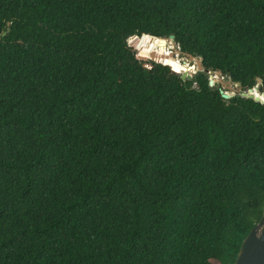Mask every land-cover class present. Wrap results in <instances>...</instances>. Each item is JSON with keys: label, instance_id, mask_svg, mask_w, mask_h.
Instances as JSON below:
<instances>
[{"label": "trees", "instance_id": "1", "mask_svg": "<svg viewBox=\"0 0 264 264\" xmlns=\"http://www.w3.org/2000/svg\"><path fill=\"white\" fill-rule=\"evenodd\" d=\"M146 35L264 92V0H0V264L235 261L264 103L128 46Z\"/></svg>", "mask_w": 264, "mask_h": 264}, {"label": "water", "instance_id": "2", "mask_svg": "<svg viewBox=\"0 0 264 264\" xmlns=\"http://www.w3.org/2000/svg\"><path fill=\"white\" fill-rule=\"evenodd\" d=\"M155 40L165 43L164 47L159 48L157 52L160 55L166 57V59L173 63L175 68L179 69L180 77L183 80H190L193 74L197 72H204L209 75V86L212 87L218 81L221 86L226 90H231L232 85L234 88V94H228L226 91L220 89V94L222 98L229 99L235 95L240 97L252 99L255 102L264 103V92H259L258 85L253 88L243 91L239 83L233 82L228 75L222 76L220 71L212 72L204 69L202 65V59L200 57H194L191 54L182 53L179 46L174 42L172 37L169 38H156L151 35H146L143 39H139L137 36H132L127 40L128 46L137 44V51H144L145 45L151 44ZM167 43H172L176 48L167 49ZM154 52L149 53L150 56ZM180 54L185 57V60L177 59V55ZM176 61H179L176 62ZM223 78H227L226 82H223ZM260 81L258 80V84ZM232 264H264V214L255 224V226L248 232L246 237L243 239L239 251L237 253L236 259Z\"/></svg>", "mask_w": 264, "mask_h": 264}, {"label": "rangeland", "instance_id": "3", "mask_svg": "<svg viewBox=\"0 0 264 264\" xmlns=\"http://www.w3.org/2000/svg\"><path fill=\"white\" fill-rule=\"evenodd\" d=\"M162 44V46L164 47V45H165V43H163V42H161ZM167 46V45H166ZM176 47V46H175ZM177 55V59H180L179 61H181V60H185V57L184 56H182V55H178V54H176ZM194 75V74H193ZM209 79V78H208ZM228 79L227 78H223V82H226ZM214 85H216V86H220V89L222 90V91H226L228 94H234V88L235 87H233V85H232V89L231 90H226V89H224L223 88V86H221V84L218 82V81H216V83L214 84Z\"/></svg>", "mask_w": 264, "mask_h": 264}, {"label": "bare ground", "instance_id": "4", "mask_svg": "<svg viewBox=\"0 0 264 264\" xmlns=\"http://www.w3.org/2000/svg\"><path fill=\"white\" fill-rule=\"evenodd\" d=\"M163 46L162 45H160V46H158V49L160 48H162ZM173 48H176L172 43H167V49H166V51H168V49L170 50V49H173ZM157 49V50H158ZM159 54V53H158ZM160 55V54H159Z\"/></svg>", "mask_w": 264, "mask_h": 264}, {"label": "built area", "instance_id": "5", "mask_svg": "<svg viewBox=\"0 0 264 264\" xmlns=\"http://www.w3.org/2000/svg\"><path fill=\"white\" fill-rule=\"evenodd\" d=\"M261 103V102H260ZM262 104V103H261Z\"/></svg>", "mask_w": 264, "mask_h": 264}]
</instances>
